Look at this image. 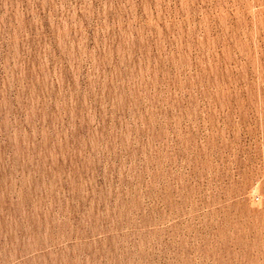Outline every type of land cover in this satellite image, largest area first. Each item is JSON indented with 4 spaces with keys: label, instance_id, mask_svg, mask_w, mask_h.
I'll return each instance as SVG.
<instances>
[{
    "label": "rangeland",
    "instance_id": "obj_1",
    "mask_svg": "<svg viewBox=\"0 0 264 264\" xmlns=\"http://www.w3.org/2000/svg\"><path fill=\"white\" fill-rule=\"evenodd\" d=\"M0 264H264V0H0Z\"/></svg>",
    "mask_w": 264,
    "mask_h": 264
}]
</instances>
